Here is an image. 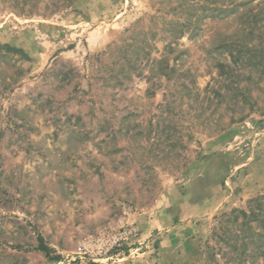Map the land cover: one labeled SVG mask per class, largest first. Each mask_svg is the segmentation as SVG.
Masks as SVG:
<instances>
[{
    "label": "rangeland",
    "instance_id": "rangeland-1",
    "mask_svg": "<svg viewBox=\"0 0 264 264\" xmlns=\"http://www.w3.org/2000/svg\"><path fill=\"white\" fill-rule=\"evenodd\" d=\"M0 264H264V0H0Z\"/></svg>",
    "mask_w": 264,
    "mask_h": 264
},
{
    "label": "crops",
    "instance_id": "crops-1",
    "mask_svg": "<svg viewBox=\"0 0 264 264\" xmlns=\"http://www.w3.org/2000/svg\"><path fill=\"white\" fill-rule=\"evenodd\" d=\"M115 179L118 180L117 185H110L105 183L104 185L89 184L85 186L84 206L87 209V217L85 219L86 224L82 225L87 232L97 230L104 222L111 218L114 212V204L112 200L118 201L127 197L125 187L120 184L125 181V178L121 175H117ZM112 196L115 198L112 199ZM69 227H72L71 225Z\"/></svg>",
    "mask_w": 264,
    "mask_h": 264
},
{
    "label": "built area",
    "instance_id": "built-area-1",
    "mask_svg": "<svg viewBox=\"0 0 264 264\" xmlns=\"http://www.w3.org/2000/svg\"><path fill=\"white\" fill-rule=\"evenodd\" d=\"M135 229L123 230V232L116 235H105L101 238L94 239L89 244L80 245L76 251V256L78 257H88L91 259L99 258L104 260H111L113 251L120 249L126 242H128L132 236Z\"/></svg>",
    "mask_w": 264,
    "mask_h": 264
}]
</instances>
